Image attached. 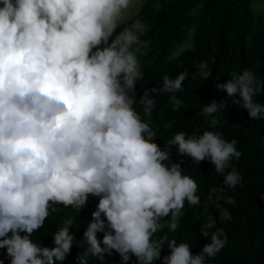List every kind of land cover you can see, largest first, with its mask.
Returning a JSON list of instances; mask_svg holds the SVG:
<instances>
[{
	"label": "clouds",
	"instance_id": "obj_1",
	"mask_svg": "<svg viewBox=\"0 0 264 264\" xmlns=\"http://www.w3.org/2000/svg\"><path fill=\"white\" fill-rule=\"evenodd\" d=\"M132 4L0 0V248H6L10 264L64 261L75 240L74 218L55 231L52 248L30 237L57 205L80 211L90 195L99 200L83 233L86 247L78 264H88L89 258L103 262L113 250L122 264L131 255L137 264H155L165 241L171 251L163 264H205L226 246L223 229L209 231L216 226L213 216L200 230L210 243L195 255L187 243L153 239L158 231L177 230L185 200L197 206L201 198L196 181L182 174L179 163H164L170 152L153 142L156 133L133 108L136 95L129 93L143 75L137 52L147 46L141 40L147 28L136 19L116 31ZM196 67L207 80V63ZM187 78L184 71L174 79L165 75L159 91L177 93ZM215 87L229 97L239 93L234 102L250 119L264 118V104L254 101L264 82L253 71L245 69ZM156 91L146 89L139 98L145 115L156 108ZM170 102L174 109L183 103L176 95ZM223 107L212 100L201 111L211 116ZM167 145L178 146L197 163L209 159L223 175V187L209 191L206 210L214 199L217 208L221 201L235 204L223 195V189L242 181L235 168L226 171L232 158L242 155L235 140L213 131L187 137L180 132ZM219 216L231 219L226 208ZM98 232H103V247Z\"/></svg>",
	"mask_w": 264,
	"mask_h": 264
},
{
	"label": "trees",
	"instance_id": "obj_2",
	"mask_svg": "<svg viewBox=\"0 0 264 264\" xmlns=\"http://www.w3.org/2000/svg\"><path fill=\"white\" fill-rule=\"evenodd\" d=\"M154 1L145 0L137 13L121 22L116 30L118 33L136 19H140L147 28L141 36L147 46L137 52L143 75L129 95H136L133 108L156 133L153 142L170 152V159L164 163L169 166L179 163L182 174L196 181V194L201 198V203L190 206L185 200L177 230L158 231L153 239L167 236L177 243H187L195 255L205 243H210V237L202 236L200 230L213 216L216 226L209 231L223 229L227 243L215 257H207L205 264H264V118L250 119L242 104L234 102L239 99V93L229 97L226 91L215 87L217 83L227 82L245 69L253 71L257 79L264 82V30L255 23L254 0H166L159 8L153 7ZM193 24V37L198 44L192 50L171 58L172 50ZM200 62H206L211 72L207 80L199 75L196 65ZM182 71L188 73V78L183 82L181 91H159L165 75L174 79ZM152 88L157 90L152 93L156 108L149 116L144 114L139 98L146 89ZM172 95L183 101L178 109H174L170 102ZM212 100L222 103L224 107L218 108L211 116L202 114L204 104ZM254 101L264 104V88L254 96ZM169 124L171 127H166ZM205 131L219 132L227 141L235 140L237 150L242 153L239 159L232 158L226 169L230 171L235 168L242 176L241 183L235 189H223L225 198H233L235 204L221 201L220 208H217L214 199L207 210L205 203L209 191L223 187V175L215 171L209 159L197 163L190 156L180 154L178 146L167 145L177 133H185L187 137L202 135ZM98 200V197L90 195L80 211L57 205L44 226L30 238L42 247L52 248L55 246V231L63 225L64 220L74 218L70 227V232L75 236L71 251L64 261H55V264H78L77 256L86 247L83 233L92 219L91 213L96 209ZM224 208L231 214L230 220L220 219V209ZM97 237L103 247V232H98ZM170 251L165 241L161 259L155 264H163L162 258ZM0 264H10L6 248H0ZM88 264L122 262L119 253L113 250L110 256L105 254L103 262L89 258ZM127 264H137V258L131 255Z\"/></svg>",
	"mask_w": 264,
	"mask_h": 264
},
{
	"label": "rangeland",
	"instance_id": "obj_3",
	"mask_svg": "<svg viewBox=\"0 0 264 264\" xmlns=\"http://www.w3.org/2000/svg\"><path fill=\"white\" fill-rule=\"evenodd\" d=\"M144 1L145 0H133V4L128 10V12L126 13V17L123 21L129 19L135 13H137V11L140 9ZM165 1L166 0H155L152 3V5L155 8H159L165 3ZM252 8L255 14V23L261 26V28L264 30V0H254L252 3ZM194 26L195 25L193 24V26L185 34L183 39L172 50L171 55H170L171 58L178 56L180 53L184 51L192 50L196 46V44H198L197 42H195V39L193 37L194 30H195Z\"/></svg>",
	"mask_w": 264,
	"mask_h": 264
}]
</instances>
